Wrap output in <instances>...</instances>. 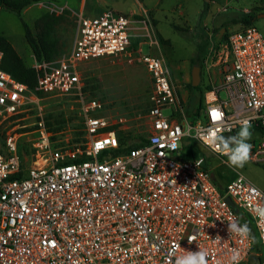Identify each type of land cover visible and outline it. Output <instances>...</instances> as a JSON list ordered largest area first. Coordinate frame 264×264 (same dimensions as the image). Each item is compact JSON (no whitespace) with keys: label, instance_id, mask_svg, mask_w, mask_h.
<instances>
[{"label":"built area","instance_id":"1","mask_svg":"<svg viewBox=\"0 0 264 264\" xmlns=\"http://www.w3.org/2000/svg\"><path fill=\"white\" fill-rule=\"evenodd\" d=\"M33 4L55 15L68 8L55 1ZM132 22L146 30L139 36L148 37L136 46ZM142 43L158 46L147 17L132 21L113 9L79 13L68 52L51 60L31 56L33 89L1 67L0 50V120L34 117L28 131H9L0 142V264H176L198 250L208 253V264H231L239 250L238 264H247L253 239L228 232L239 215L226 197L248 214L264 244V220L253 212L264 207V192L203 139L213 132L235 134L244 121L264 132V36L254 24L224 40L208 34L202 62L218 69L219 80L203 93L193 121L184 114L166 61L142 53ZM123 53L139 54L151 80L145 128L130 148L132 139L122 145L117 135L126 130L127 117L104 114L105 104L84 90L80 71L91 59ZM42 96L74 103L81 126L71 129L66 122L50 129ZM260 135L251 160L264 159ZM187 140L235 172L222 190L203 156L182 157ZM120 147L126 149L115 153Z\"/></svg>","mask_w":264,"mask_h":264},{"label":"rangeland","instance_id":"2","mask_svg":"<svg viewBox=\"0 0 264 264\" xmlns=\"http://www.w3.org/2000/svg\"><path fill=\"white\" fill-rule=\"evenodd\" d=\"M59 4L68 2L73 4L75 0H54ZM111 7L120 13L129 15L134 11L135 15H129L130 19H141L142 8L149 12L147 18L151 21L156 32H154L158 46H148L142 43V53H153L164 58L170 70L171 78L176 87L178 98L183 105L184 114L190 118L197 109L198 99L201 91L191 90L188 84L191 82V71L193 69V59L198 58L199 63L207 54L208 32L211 31L213 37L222 34L227 30H236L243 26L241 23H233L242 13H253L255 15L253 24L264 36V0H210L209 4H215L216 10L211 15L212 28L204 27L201 24V10L205 6L206 0H110ZM140 2V3H139ZM66 3V5L68 4ZM64 11L65 19L57 26V34L62 45V52H68L75 34L77 13L75 9L67 5ZM0 6V35L12 39L13 43L20 47L23 41V25L34 30L35 20L45 11L42 7L32 4L26 6L19 14L14 11L4 10ZM155 21V23L153 22ZM137 23L132 22L131 34L133 35V45L148 37L139 36L146 33L145 29L136 28ZM221 29H224L220 32ZM162 37L166 41H160ZM132 45V47H134ZM26 61L30 63L28 57ZM81 77L86 85L88 95L96 97L105 104L104 114H117L127 117L125 123L126 130L132 134L145 128L146 108L148 106V95L151 90V80L149 74L140 61L137 53L128 56L118 54L114 56H103L91 59L80 66ZM199 88H203V80ZM221 96L224 94L221 92ZM50 96L39 97V103L44 108L45 113L61 112L67 121V126L73 128L78 123V113H74L76 106L67 100L50 99ZM56 99V100H54ZM53 101V102H52ZM167 111H165L166 113ZM192 114V115H191ZM34 120L30 113L28 117L21 120L6 119L0 120V139L9 131H28ZM239 128L236 136L240 132ZM251 134V133H250ZM258 136L251 134L250 145L258 140ZM231 146V145H230ZM208 158V166L211 167L213 181L223 186L235 172L225 164L213 159L212 155L203 149ZM223 158L229 161L228 155ZM245 177L252 181L264 192V159L251 160L244 164L242 168H236ZM256 250L264 258V244L258 239L255 240ZM253 252V251H252Z\"/></svg>","mask_w":264,"mask_h":264},{"label":"trees","instance_id":"3","mask_svg":"<svg viewBox=\"0 0 264 264\" xmlns=\"http://www.w3.org/2000/svg\"><path fill=\"white\" fill-rule=\"evenodd\" d=\"M38 1H54V0H0V6L11 11L16 12L19 14L26 6L32 5ZM210 0L205 2L204 11L207 10L208 4ZM255 15L253 13H242V15L238 19L232 20L233 23H241L243 26L239 27L238 29L244 28L249 25H253ZM65 19L64 14L55 15L53 13H49L44 11L34 22V30L30 29L26 23L22 22L23 29H24V38L27 42L32 55H34L38 60H51L55 58L57 55L62 53V45L60 38L57 34V26ZM155 23V21H153ZM221 28H225L224 32L221 34L220 39L224 40L228 34L231 32L227 30L225 25H222ZM233 31V30H232ZM160 41H166L162 37H158ZM205 45L207 44L204 42ZM0 50L3 53L1 67L8 71L14 78L19 81L24 82L30 89H33L35 85V73L34 70L31 68L29 63H26L24 59L20 56V54L16 51L13 47L11 42L8 40L7 37L0 35ZM192 65H198L201 67V63H199L198 58L193 59ZM191 90L197 89L200 90L199 85L192 86L191 82L188 84ZM84 90L86 91V85L84 86ZM201 91V90H200ZM87 92V91H86ZM203 93L201 91L200 97L198 99L197 109L190 117L193 121L195 117L199 114L200 109L203 107ZM148 107V106H147ZM147 110V108H146ZM61 112H49L47 113V125L52 130H58L62 126L66 124V120L62 116ZM76 126L80 127L81 124L78 123ZM253 130L259 131L260 134H264L262 127L256 123L253 126L249 127ZM239 128L235 130V135L237 134ZM81 132L77 131L76 134L79 135ZM118 138L120 143L123 145L126 139H132V142L128 146L134 147L139 144L138 140H135L134 134L130 131H119L117 132ZM4 138V137H3ZM3 138L0 139L2 142ZM140 140H144L143 137H137ZM126 148L120 147L119 149L115 150L114 152H120L125 150ZM199 156H203L206 164L208 158L203 150V148L198 145L196 142L192 140H187L183 143V150H182V157L184 159H195ZM239 220L241 224L247 222L250 229H251V237L253 239V249H255V240L257 239V234L255 228L253 226L251 218L248 214L238 209Z\"/></svg>","mask_w":264,"mask_h":264},{"label":"clouds","instance_id":"4","mask_svg":"<svg viewBox=\"0 0 264 264\" xmlns=\"http://www.w3.org/2000/svg\"><path fill=\"white\" fill-rule=\"evenodd\" d=\"M220 113H216V118L219 120L221 118ZM249 123L247 121L243 122L240 132L237 136H231L228 140H225L222 136L213 132L211 136H204L203 139L207 140L211 145H213L217 151H222L225 155L229 157L230 166L236 168H242L245 163L250 159L251 145L247 143L251 138L249 132ZM219 131V129H217ZM231 145V146H230ZM173 148L177 147L175 143L171 145ZM253 212L261 219L264 220V207H256ZM228 232L235 234L242 241L249 239L251 235V229L247 222L243 224L239 223V220L235 217L228 223ZM220 237H217L219 239ZM194 237L189 239V243L194 240ZM179 248V244L176 245ZM208 253L204 250H198L196 252L188 251V253L176 260V264H208L207 261ZM241 259L239 250H233L230 261L231 264H238Z\"/></svg>","mask_w":264,"mask_h":264},{"label":"crops","instance_id":"5","mask_svg":"<svg viewBox=\"0 0 264 264\" xmlns=\"http://www.w3.org/2000/svg\"><path fill=\"white\" fill-rule=\"evenodd\" d=\"M115 1V0H114ZM68 3V2H66ZM66 3H63V4H66ZM112 2L110 0H75V2L73 4H67L69 6L72 7V9H75L77 13H81L83 15H97L99 13H101L104 9H113V10H116L114 9L113 7H111V4ZM140 3V2H139ZM2 8V7H1ZM142 8V14H141V19L142 18H145L147 16V13L149 12L146 8L144 7H141ZM216 5L214 4H208V8L206 11H204V8L200 11L201 12V17H202V26L204 27H208V29H211L212 28V25H211V15L213 12H215L216 10ZM4 10H8L10 11L9 9H4ZM118 11V10H116ZM119 12V11H118ZM150 14H152L151 12H149ZM129 15H135V12L132 11V12H129ZM223 29L220 30V32H222ZM154 32H156V28L154 27ZM211 33V31L209 30L208 34ZM221 37V34H219L218 36L216 37ZM23 41H22V44L20 45V47L16 46L12 39L8 38V40L11 42V44L13 45V47L16 49V51L20 54V56L24 59V61L26 63H28L26 61V57H28L29 61H31V56H32V53L30 51V48L27 44V42L25 41V38H24V30H23ZM203 60H201V67H200V81H199V84L202 82L203 80V88H200L201 90H203L204 92L209 89L212 84L216 83L218 80H219V72H218V69L215 68V67H211L210 69H207L206 67H204L203 65ZM249 132L251 134H253L254 136H258V138H260V133L259 131H256V130H253L251 128H249ZM207 153H209L207 151ZM210 155H212L213 159L215 160H218L220 163L221 161L213 154L209 153ZM209 161V160H208ZM208 161H207V164L206 166L208 167V169L211 171V167L208 166ZM206 163V161H205ZM222 164V163H221ZM211 173V172H210ZM212 176V174H211ZM233 174L232 176L226 180V182L223 184V186L219 185L218 183L217 186L219 187V189H223L225 184L233 178ZM213 179V177H212ZM256 245H255V249H253L251 253H256L258 255V264H264V258H261V253L256 250ZM249 264V261L248 263Z\"/></svg>","mask_w":264,"mask_h":264},{"label":"water","instance_id":"6","mask_svg":"<svg viewBox=\"0 0 264 264\" xmlns=\"http://www.w3.org/2000/svg\"><path fill=\"white\" fill-rule=\"evenodd\" d=\"M208 1V0H206ZM224 30V29H223ZM220 37V36H219ZM191 85L192 86H197L199 84L200 81V67L198 65H194L193 69L191 71ZM220 136H222L225 140H228L229 137L231 136H236L233 133H224L221 134ZM226 201L228 202L229 205L232 206V208L238 212V208L236 207V205L232 202V200L229 197L225 198ZM249 264H258V255L256 253H251L250 257H249Z\"/></svg>","mask_w":264,"mask_h":264}]
</instances>
